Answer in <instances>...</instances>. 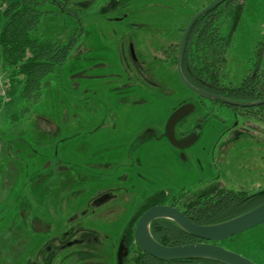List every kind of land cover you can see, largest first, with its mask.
Segmentation results:
<instances>
[{
    "label": "rangeland",
    "instance_id": "1",
    "mask_svg": "<svg viewBox=\"0 0 264 264\" xmlns=\"http://www.w3.org/2000/svg\"><path fill=\"white\" fill-rule=\"evenodd\" d=\"M108 1L63 0L64 8L79 11L71 19L55 15L49 3L41 6L51 13L42 16L40 32L63 41L75 28L73 19L82 29L63 65L42 81L38 98L20 97L0 74V264H18V243L30 258L91 199L94 212L86 210L81 226L107 237L96 262L116 264L122 228L155 203L157 192L171 198L221 187L264 190V116L250 118L215 103L196 142L173 155L160 137L164 122L177 103H196L198 94L181 83L173 62H148L143 74L125 70L129 43L137 54L156 38L176 45L180 28L213 0H124L112 9ZM242 2L234 22L228 13L221 18L220 31L231 36L218 71L226 86L241 84L264 37V0ZM121 12L125 22L143 24L127 29L111 19ZM205 110L190 114L186 126ZM228 128L235 131L231 138ZM108 188L117 195L103 202ZM217 243L264 264V223Z\"/></svg>",
    "mask_w": 264,
    "mask_h": 264
},
{
    "label": "trees",
    "instance_id": "2",
    "mask_svg": "<svg viewBox=\"0 0 264 264\" xmlns=\"http://www.w3.org/2000/svg\"><path fill=\"white\" fill-rule=\"evenodd\" d=\"M49 3L58 10L55 15L71 16L79 15L78 9L64 8L63 0H0V74L5 73L11 83L19 88L20 97L26 98L34 95L38 98L42 81L56 68H59L66 61L77 43L80 36L81 26L77 19L75 28L63 40L55 39L48 34L40 32V20L42 16L51 13L50 10L41 8ZM206 14L202 15L198 21H205ZM213 25V24H212ZM207 26L202 31V37L199 39L198 47H201L200 55H193L192 38L200 31L196 26L190 31L184 46L180 65L181 71L186 80L196 88L201 89L198 84L192 80V71H197L199 77L204 79L218 80V71L223 64L220 47H227L230 38L222 40L214 37L216 29ZM216 49L212 51V57L205 55L206 50L211 47ZM206 49V50H205ZM264 50V37L256 44V95L252 90L244 91L242 86L228 89L229 93L239 96L242 99L256 100L264 98V70H261V54ZM175 63L172 59L170 63ZM194 79V78H193ZM255 95V96H253ZM200 96V95H199ZM205 97L206 96H201ZM261 113L264 116V103L256 106V114ZM264 202V190L246 193L245 191H233L225 188H217L207 193H182L173 197V203L180 209L184 215L197 224H215L237 215H240L257 205ZM146 208V207H145ZM153 238L165 246L180 245L186 242L189 236L173 221L166 218L153 220L149 226ZM12 242L4 248H11ZM150 255L140 253L137 262H143V259ZM153 258V257H152ZM155 259V258H153ZM182 260H165L171 262ZM192 261H206L211 264H223L215 260L205 258H193Z\"/></svg>",
    "mask_w": 264,
    "mask_h": 264
},
{
    "label": "flooded vegetation",
    "instance_id": "3",
    "mask_svg": "<svg viewBox=\"0 0 264 264\" xmlns=\"http://www.w3.org/2000/svg\"><path fill=\"white\" fill-rule=\"evenodd\" d=\"M242 1L243 0H223L222 2L215 5L214 7L201 13L194 20V22L192 23L187 33V36H188L189 32L193 31L196 26H198L200 29V31L195 34L194 38L191 39V41H193L192 43L193 44L192 45L193 55L197 56L202 53L203 49L201 47H198L197 44L199 42V39L202 37L203 29L206 28L207 26H210L213 24L212 26L216 29L217 34L214 36L212 35V38H211L212 40H215L214 37L217 39L220 38V40H222L223 38L227 39L231 37L230 33L223 34L220 31L221 23H222L221 18L224 13H228L230 14L231 21L234 22L236 17L239 16V11L241 8L240 6L243 3ZM123 2L124 0H109L108 1L109 5L111 6V9L121 7L122 5H124ZM209 3L210 2L201 6V8L196 9L194 13L191 15V17L197 12H199L202 8L206 7ZM109 5L104 6L105 9L109 8L108 7ZM161 5L163 8H167V9L171 8V6L169 5H165V4H161ZM204 14H206L205 21H198V19ZM126 15H127L126 13L121 12L119 13V15L113 16L111 19H113L114 21H117L120 24H123L124 27L127 29H129L130 26L131 27H141V25L143 24L142 22H134V21L125 22L124 20H126ZM191 17L188 19V21L191 19ZM185 26L180 28L181 36H182V32ZM181 36L177 44L173 46H172L171 41L166 42L165 40L161 38L152 39V42H147L146 45L143 47L142 50H140V53L138 54L133 50L132 44L129 43L130 47H129V52H128V55H129L128 61L131 59L130 60L131 63L129 62L127 64V67L125 68V70H129L133 72V69H134L135 72L143 74L144 72H148L149 70V69L144 68V64H147L148 62H156L159 64L161 63L160 61H165L167 63H170L172 59H175L174 65H176V60L179 54ZM187 36L184 41V46H185ZM184 46H183V51H184ZM216 48L217 46H215L214 48L211 47L210 49H207V50L205 49L206 50L205 55L208 56L209 58L212 57L211 52L214 51ZM130 49L133 51V54L131 53ZM218 49L219 48L215 50L216 53L219 52ZM183 51H182V55H183ZM220 52H221V58L225 60L226 47L223 48L221 46ZM192 75L194 78V79L192 78V80H194L198 84L201 90H204L206 92L213 93V94H218V95H221L223 97H226L228 99L235 100L238 102H254L256 101V97H253V99H248V100L242 99L239 96H235L229 93L228 89L241 87L244 83V85L242 86L243 90L244 91L252 90L253 93H255L256 95V44L253 49L251 67L239 86H234V87L228 86V85L226 86L220 80L221 79L220 74L218 75V80L216 82L215 80L210 79V78L204 79V78L199 77L197 71H192ZM184 102H190V101L186 100V101L177 103V105L173 107L172 111L177 106H179L180 104ZM215 103L220 104L225 107H229L231 109H234V113H236L235 109H241L243 115L256 119V105L247 106V107L235 106V105H229V104L217 101V100H213L208 97H207V102H206L205 100H203V97L198 95L196 104L200 106V108L201 107L206 108L205 113L202 112L200 114H197L192 119V122L189 126H186L185 120L176 124L174 127L175 138H181L185 136L194 127H200L201 133H202L203 124H206L205 123L206 116L211 113L212 107H215L214 105ZM257 115L262 116L260 112ZM163 130H164V125L162 128V132H160V135L163 133ZM227 133H229V138L235 135V131L233 129L228 128ZM164 139L168 145L167 150L170 152V154L175 155V151L178 149L173 147L171 144H169L166 138ZM184 150L185 149H183V152ZM179 152L180 150H178V154ZM113 191L114 190H112V188H108L106 192H103V195L101 196V198L104 200L103 202L107 200L109 201L113 199L114 196L117 195V193H114ZM154 196L155 197L151 198V201H155V203L147 205L146 208H148L151 205H156V204H160V205L164 204V205H169V206L177 208L176 205L173 203V197L170 198L166 196V193H164L163 191L157 192ZM93 201L94 199L89 200L88 202H86L87 204L85 203V206L82 209H80L79 212L75 211L71 214L69 218L64 219L65 222L63 221V226L59 234L57 236H52V237H49V239H46V241L44 242H50L48 245L46 246L40 245L38 247H35V249L31 251L33 255L30 258H28L29 256L24 257V255L23 256L21 255V254H25L26 251H24V253H20V248L23 247V244L21 245L17 241H15V243H18L17 248L19 247L18 250L16 247H14V249L18 251L17 255L15 254L14 256L15 261L17 262L19 260L20 263L18 262V264H98L95 258H97L99 255L98 253H96V251L97 249H99V247H102L101 245L104 244L103 242L107 237L100 236V234L96 233L97 231L94 229H86L85 228L86 226L84 227L81 226L82 225L81 220L88 213L86 210H88L89 212H94L93 208L90 209L91 203ZM68 204H71V203H68ZM146 208L140 211V213L136 216L134 221L133 219L126 221L124 227L122 228L119 234L118 240H117L116 255H117L118 246L120 242H122V244L125 246L126 249L121 250L120 252L121 254L120 262L117 260V256H116V264H211L206 261L203 262L202 260L192 261L191 259L193 258L186 259L184 261L171 262V261H165L164 259H159L155 257H153L155 258L153 259L152 256L151 258L146 257L143 259V262L138 263L137 259L140 257V253H143V252H141L134 244V241H133L134 225L138 217L140 216V214ZM178 210L181 211L180 209ZM45 231L47 232L48 229ZM198 242H202V240L191 236L189 238H186V242L183 244L198 243ZM124 252L126 253L124 254ZM38 258L40 259L39 261H37Z\"/></svg>",
    "mask_w": 264,
    "mask_h": 264
},
{
    "label": "water",
    "instance_id": "4",
    "mask_svg": "<svg viewBox=\"0 0 264 264\" xmlns=\"http://www.w3.org/2000/svg\"><path fill=\"white\" fill-rule=\"evenodd\" d=\"M223 0H213L206 7L202 8L199 12L194 14L186 24L182 36L180 39L179 54L176 60V70L181 82L191 91L200 95L206 96L213 100H217L229 105L235 106H254L264 103V98L256 100L254 102H238L228 99L218 94H213L201 90L191 85L184 77L180 61L183 51L184 41L187 33L194 22V20L206 10L214 7ZM131 50V49H130ZM133 54V51L131 50ZM194 102H184L177 106L168 116L164 124L163 133L160 137L166 138V140L173 147L182 151L183 149L194 144L201 134L200 127H194L188 134L181 138H175L174 127L179 122L186 120L190 114L199 109ZM159 138V137H157ZM158 218H166L173 221L188 235L202 240L198 243H188L182 245L165 246L156 241L150 233V223ZM264 223V202L256 207L225 221L215 224H197L189 220L181 211L177 208L169 205H151L146 208L138 217L133 232V241L135 246L143 253H146L152 257L164 259V260H182L191 258H205L218 261L223 264H253L250 260L241 256L238 253L229 251L217 242L227 239L233 235L250 229L254 226ZM125 246L120 242L117 251V260L121 261V250H125ZM126 252H124L125 254Z\"/></svg>",
    "mask_w": 264,
    "mask_h": 264
},
{
    "label": "crops",
    "instance_id": "5",
    "mask_svg": "<svg viewBox=\"0 0 264 264\" xmlns=\"http://www.w3.org/2000/svg\"><path fill=\"white\" fill-rule=\"evenodd\" d=\"M179 78V77H178ZM180 79V78H179ZM181 81V80H180ZM182 83V82H181ZM183 84V83H182ZM184 85V84H183ZM185 86V85H184ZM186 87V86H185Z\"/></svg>",
    "mask_w": 264,
    "mask_h": 264
},
{
    "label": "bare ground",
    "instance_id": "6",
    "mask_svg": "<svg viewBox=\"0 0 264 264\" xmlns=\"http://www.w3.org/2000/svg\"><path fill=\"white\" fill-rule=\"evenodd\" d=\"M181 66V65H180Z\"/></svg>",
    "mask_w": 264,
    "mask_h": 264
}]
</instances>
